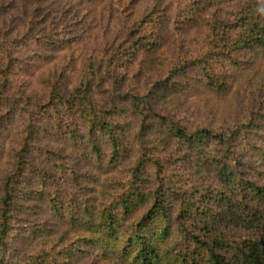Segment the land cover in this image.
I'll return each mask as SVG.
<instances>
[{
  "label": "trees",
  "instance_id": "obj_1",
  "mask_svg": "<svg viewBox=\"0 0 264 264\" xmlns=\"http://www.w3.org/2000/svg\"><path fill=\"white\" fill-rule=\"evenodd\" d=\"M36 2L41 9L43 0ZM169 15L157 4L121 49L83 62L77 82L68 80V66L42 81L45 99H22L26 120L0 185V264H264V105L253 101L238 121L189 127L161 101L189 86L176 78L193 74V82L223 94L233 62L246 53L251 62L264 57V0H193L172 21ZM171 35L179 48L168 56L162 46ZM36 37L56 45L51 33ZM14 50L10 41L0 45L2 89ZM135 62L141 68L131 74ZM150 65L159 75L141 84ZM3 92L0 100L15 107ZM44 117L55 131L53 151L40 143ZM254 135L262 145H253ZM122 159L124 182L101 188L97 201L76 186L79 160H95L101 172ZM31 198L60 230L20 224L22 201Z\"/></svg>",
  "mask_w": 264,
  "mask_h": 264
},
{
  "label": "rangeland",
  "instance_id": "obj_2",
  "mask_svg": "<svg viewBox=\"0 0 264 264\" xmlns=\"http://www.w3.org/2000/svg\"><path fill=\"white\" fill-rule=\"evenodd\" d=\"M191 1L193 0H100L86 4L80 0H43L42 7L38 10L36 0H0V45H7L10 41L16 47L13 53L16 59L13 75L11 74L5 89L1 88L0 83V89L4 91L3 94L17 102L13 107L5 105L4 96L0 100L3 103L0 106V185L7 174L11 149L19 139L16 131L26 120V115L23 114L25 112H20L22 106H25L20 103L22 99L25 102L28 98L34 100L38 97L39 101L45 99L42 81L48 80L57 71L61 73L68 66H74L71 75L68 74V80L71 84L77 82L83 62L96 61L105 53L121 49L122 40L132 33L135 23L141 21L157 4L169 12V20L172 21L176 12L186 9ZM208 15L211 18L216 17L217 10L212 8ZM47 33L53 34V41L56 42L53 49H49L48 44L45 47L35 40L36 36ZM25 34L29 36L23 38ZM177 43L171 35L162 50L168 56L173 55L179 48ZM252 57L253 54L246 53L237 66L234 65L236 61L233 62L228 70L229 89L223 94L214 95L193 82L196 77L193 74L188 81L185 78H176L177 81L184 82L183 84L188 82L189 86H184L176 94H166L161 101L166 102L165 107L175 119L183 121L189 127H212L224 121H238L248 116L253 101L258 100L264 105V57H258L251 62ZM131 66V74L137 73L141 68L139 62ZM152 68V65L148 67L141 84L146 83V79L152 82L159 75L152 74ZM1 76L2 73L0 81ZM128 82L132 87L135 84L130 77ZM46 117L42 118L43 126L38 134L40 143L53 151L57 146V141L52 139L55 131L51 129L53 125ZM130 125L131 133L136 132L134 119L130 120ZM250 141L255 146L262 145L260 136L254 135ZM101 151L103 161L106 162L109 157L107 146L102 145ZM127 164V159H122L116 166H105L99 172L95 167V160L90 164L79 160L77 169L82 181L76 186L83 188L86 194H90L97 201V193L101 188L111 186L113 189L124 182L122 173ZM22 205L25 211L18 215V219L23 227L33 228L39 224L60 230L43 202L31 198L23 200ZM94 262L110 264L107 261L98 263L93 259L85 260L82 264Z\"/></svg>",
  "mask_w": 264,
  "mask_h": 264
}]
</instances>
